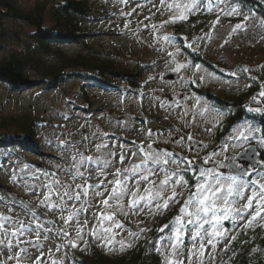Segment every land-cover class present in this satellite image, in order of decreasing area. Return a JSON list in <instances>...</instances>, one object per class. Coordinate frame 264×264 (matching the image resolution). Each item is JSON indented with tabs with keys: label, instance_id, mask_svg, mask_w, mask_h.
I'll use <instances>...</instances> for the list:
<instances>
[{
	"label": "snow or ice",
	"instance_id": "snow-or-ice-1",
	"mask_svg": "<svg viewBox=\"0 0 264 264\" xmlns=\"http://www.w3.org/2000/svg\"><path fill=\"white\" fill-rule=\"evenodd\" d=\"M115 2L123 6L118 15L125 19V30H130V18L138 10L143 15L148 8L149 15L135 21L131 34L139 39L141 30L149 32L148 46L160 53L166 70L177 77L169 85L171 94L161 89L147 97L151 107L165 113V121L171 118L175 123L153 129L148 125L155 120L145 118L137 130L135 120L117 119L118 127H129L142 137L127 142L102 127L85 132L81 125L79 139L57 140L59 157L53 159L58 162L48 168L30 162L0 164L13 185L34 197L25 201L10 193L0 195V209H7L0 211V264H76L75 250L96 246L108 253L124 252L141 241L155 257L153 264H217L218 251L219 264H233L242 255L236 245L249 242L251 254L258 256L264 248L255 246L251 237L240 236L264 230V64L237 65L227 72L237 81L243 78L245 89L257 88L240 105L251 114L248 117L213 104L193 85L199 88L217 78L197 62L215 30L224 28L215 36L220 48L241 33L250 43H264V11L256 12L253 0ZM255 2L264 6V0ZM205 14L213 17L207 31L201 29L191 37L175 27L167 31L177 24L194 27L191 17ZM160 78L163 81L164 73ZM155 79L148 77L145 85ZM145 85L135 94L141 106ZM132 217L137 218L135 230L126 223Z\"/></svg>",
	"mask_w": 264,
	"mask_h": 264
},
{
	"label": "rangeland",
	"instance_id": "rangeland-1",
	"mask_svg": "<svg viewBox=\"0 0 264 264\" xmlns=\"http://www.w3.org/2000/svg\"><path fill=\"white\" fill-rule=\"evenodd\" d=\"M38 1L41 0H14L23 9H30ZM95 6L99 10L100 16L98 20L84 25L86 29V36L83 37V41L86 43L85 48L76 43L58 42L57 45L61 46L59 48L65 54L76 55L81 53L85 59L93 63L112 62L116 70L131 71L135 66L141 65L143 67L141 72L142 85H145L148 77H156L155 80L148 82L142 89L146 94L142 106L139 103V96L129 92L123 86V81L118 79H113V86L89 83L85 87L82 86L80 80L71 79L45 89L38 82L42 79L41 74L35 70L27 69L25 73L31 83L28 88L14 90L10 89L7 84L0 82V139L8 138L9 140L12 139L11 142H16L17 140L13 139L21 136L17 125L28 123L31 119H34L37 121L33 129L34 144L24 148L17 147L12 152H2L0 164L8 165L12 163L13 165L22 166L23 163L30 162L34 166L48 168L50 164L58 162L57 159H53V157H59L57 140L79 139L81 125L85 126L83 129L85 132H92L96 127H102L110 133H115L118 137L125 138L127 142L134 138L142 139V137L138 136V132H132L129 127H118L117 119L128 122L135 120L137 130L140 127V122L145 118L155 120L154 123L148 125L153 129L167 128L170 124L175 123L171 118L165 121L163 119L165 113L158 110V107H151L147 97L152 94L153 90L156 94H160L161 89L165 93L171 94L172 89L169 85L177 77L166 70L164 63L161 62L160 53L148 46L152 43V36L149 32L141 30L139 39L131 34L136 31L135 21H143L144 16L149 15L148 8L146 7L143 10V15H140L138 10L130 18L133 21L130 30H125V19L118 15L123 7L122 5L116 3L115 0H95ZM131 7H135V4H132ZM123 10L127 12L130 11V8L124 7ZM212 18L208 15V23ZM144 22L150 23V21ZM222 23L227 25L226 20ZM30 30L22 23L2 20L0 22V32L4 31L7 36L12 35L16 39L18 38L19 42L10 37L6 38L3 41V48L0 50V59L7 57L10 51L21 49L20 43L27 39L26 36L30 33ZM167 31L170 32L169 28ZM222 32H224V28L218 27L215 30L213 40L204 49L205 56L213 63L217 71L212 70L210 67L207 68L209 71H214L217 78L207 80L199 88L193 85V88L205 99L207 98L201 91H209L221 97L249 93L250 89L244 88L245 80L243 78L237 81L236 78L229 77L227 72L237 65L256 67L264 64V43H250L241 33L230 42V45L220 48L221 41L215 39V36ZM249 35L251 36V33ZM256 39L258 40L259 37H256ZM237 43L240 44L238 48L235 46ZM45 61L50 64L58 63L57 57L51 56L46 57ZM154 61L156 66L153 67ZM219 69H224V73H220ZM161 73H164L163 81L160 78ZM169 73L173 75L172 78L168 76ZM182 74L191 76V73ZM253 75H257V73L254 72ZM176 90H181L178 85ZM121 100H123V104L120 103ZM225 110L228 111V109ZM63 116L69 118L65 120L62 118ZM86 122H91L92 127L89 128ZM194 131L199 138L201 130L197 128ZM67 133L75 135L69 136ZM204 138L209 141L215 139V137ZM169 147L172 146L169 145ZM6 153H10L7 159H5ZM61 179L64 178L61 177ZM9 193L17 198H23L25 201H34V197L25 195L19 184L13 185L10 176L0 171V195ZM0 211L7 212V209H0ZM49 218L57 220V223H59L56 216L50 214ZM136 219L132 217L131 223L126 221L128 227H132L133 230H135ZM123 235L126 236V233ZM45 247L47 248V245ZM222 247L223 245H221ZM97 248L111 263L121 255L130 253L135 247L124 252L117 251L114 253H108L102 247ZM89 249L84 251L75 250L74 255L88 256ZM220 255L218 251L217 264Z\"/></svg>",
	"mask_w": 264,
	"mask_h": 264
},
{
	"label": "trees",
	"instance_id": "trees-1",
	"mask_svg": "<svg viewBox=\"0 0 264 264\" xmlns=\"http://www.w3.org/2000/svg\"><path fill=\"white\" fill-rule=\"evenodd\" d=\"M252 6L258 13L264 11V6L256 3L255 0H253ZM99 14L95 0H41L30 9L21 8L14 0H0V22L2 20L18 22L31 29L26 36L27 39L20 43L21 49L10 51L7 57L0 59V82L7 84L10 89L14 90L28 88L31 83L25 71L32 69L41 74L42 79L38 82L45 89L71 79L80 80L83 87L89 83L113 86V79H118L123 81V86L129 92L136 94L142 85L141 72L143 67L141 65L135 66L131 71L116 70L112 62L93 63L85 59L81 53L76 55L65 54L59 48L61 46L57 45L58 42L76 43L85 48L86 43L83 41V37L86 36V29L84 25L98 20ZM208 20L207 14L199 17L193 16L190 19V24L194 27H189L188 24H177L170 26L169 30L172 32L173 27H175L181 35L191 37L193 34H199L201 29L207 31ZM9 37L19 42L18 38L16 39L12 35L7 36L2 31L0 32V50L3 48V41ZM49 56L57 57L58 63H47L45 58ZM197 62H203L206 67L217 71L213 63L205 56L204 50ZM255 90H257L256 86L251 88L249 93L245 92L230 97L216 96L209 91L201 92L212 103L223 106L224 109L239 114L243 118L251 114L245 112L240 105ZM36 122V120L31 119L28 123L18 124L17 127L21 136L13 139L17 140L16 142H11L12 139L9 140L8 138L0 139V145H3L0 150V157L2 152H12L17 147L24 148L33 145V129ZM249 237L254 240L255 246L264 248V230L258 228L254 235L249 230L247 236L241 235L240 239L246 240ZM143 243L141 241L130 253L121 255L111 263L96 246H92L88 256H75L76 264H153L155 258L150 255L146 247H142ZM252 247L251 242L237 244L236 248L242 255L236 257L233 264H249V259H251V264H264V252L258 256L251 254Z\"/></svg>",
	"mask_w": 264,
	"mask_h": 264
},
{
	"label": "water",
	"instance_id": "water-1",
	"mask_svg": "<svg viewBox=\"0 0 264 264\" xmlns=\"http://www.w3.org/2000/svg\"><path fill=\"white\" fill-rule=\"evenodd\" d=\"M168 76H169L170 78H172V77H173V75H172V74H170V73L168 74Z\"/></svg>",
	"mask_w": 264,
	"mask_h": 264
}]
</instances>
